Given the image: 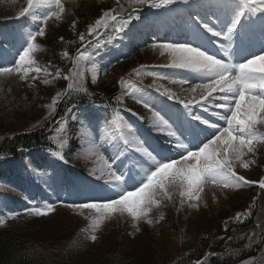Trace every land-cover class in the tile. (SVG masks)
I'll return each instance as SVG.
<instances>
[{
	"label": "snow or ice",
	"instance_id": "6c2138e0",
	"mask_svg": "<svg viewBox=\"0 0 264 264\" xmlns=\"http://www.w3.org/2000/svg\"><path fill=\"white\" fill-rule=\"evenodd\" d=\"M181 2L188 4L190 0H115L116 7L102 10L99 18L87 26L86 32L79 33L82 47L77 49L69 72L63 74L57 68L53 74L49 71L52 65L40 66L33 54L40 49L38 38L46 37L49 21L61 20L65 12L63 0H27V7L19 16L37 23L32 30L22 29L18 34L20 48L13 54L12 66L4 62L8 49L4 47L6 40L0 33V76L15 72L21 80H26L29 73L34 72L36 75L31 79L36 80L43 73L45 77H62L65 81H71L63 95H68L70 91L87 94L83 87L84 70L92 67V83H96L98 73L92 54L88 51L90 47L99 45L106 33H135L145 24L139 14L141 8L171 9ZM217 7L223 9L219 14L189 15L188 39L166 38L149 43L152 50H159L160 56L168 57V62L162 67L185 70L192 74L191 77L161 74L149 70L146 65L133 70L132 75L137 77L152 76L154 83L149 87H154L160 96L167 97L173 104L159 102L143 87L129 80L121 78L118 82L121 93L115 98L117 104L123 103V98L130 97L147 109L151 114V129L158 136H164V142L157 137L141 134L119 110L110 118L90 114L76 117L81 127L91 133L88 151L94 150V154L104 162L102 168L90 170L92 180L100 182L93 188L109 193L65 205L93 213L91 242L97 240L95 233L103 223L115 215L130 217L137 231L141 223L153 225L152 209L160 208L166 202L174 203L176 195L180 197L181 209L185 204L190 209H197L202 199L201 193L209 184L222 189L256 185L264 190V178L251 181L236 171L237 166L250 169L255 159L245 157H255L257 145L264 144V41L256 51L245 45V40L257 26L264 36V0H217ZM72 27H76V21L72 22ZM62 56L68 57L69 53L64 51ZM81 61L87 63L81 65ZM155 79L188 85L189 95L181 98L163 85L156 84ZM43 83L49 84L50 80L45 78ZM61 98V93L54 95L48 105L51 112H55V105ZM101 120L103 126L114 129L111 136L104 138V143L111 141V157L101 154L103 144L96 143L102 137ZM65 122L66 118L61 117L55 139L57 145L65 142L60 137L65 130ZM129 149L134 153L132 163H128ZM51 155L63 164L68 163L60 151H53ZM29 171L49 187L65 180L55 167L49 173L46 169L29 164ZM4 188L5 185L0 183V189ZM54 208L55 205L50 203L43 207L33 205L27 212L38 217L47 216ZM19 215L18 212H9L7 217L0 214V226H3L5 219H16ZM241 215L245 214H237L235 219L239 221ZM163 219L165 217L161 214L156 222ZM247 239L250 244L254 243L255 233ZM211 255L214 254H207L195 264H210L208 257Z\"/></svg>",
	"mask_w": 264,
	"mask_h": 264
},
{
	"label": "rangeland",
	"instance_id": "374dc122",
	"mask_svg": "<svg viewBox=\"0 0 264 264\" xmlns=\"http://www.w3.org/2000/svg\"><path fill=\"white\" fill-rule=\"evenodd\" d=\"M193 1L190 0L188 4L178 3L171 9L141 8L139 14L144 18L145 24L141 25L135 33L129 35L123 33L108 35L106 33L102 36L99 45L88 49L98 69L96 83H92L93 72L92 67L89 66L84 70L83 83L87 94L72 92L86 97L116 98L121 93L118 82L124 78L143 87L159 102L170 105L171 101L167 97L160 96L154 87H149L154 83L152 76L137 77L132 73L134 69L146 65L149 66V70L161 74H175L177 77L192 76L185 70L162 67L161 65L168 62V57L160 56L159 50H152L149 43L157 39L163 41L166 38L188 39L190 35L187 24L189 15L200 12V4H196L191 9ZM63 4L65 12L61 20L49 21L46 37L38 38L37 43L40 49L33 54L40 66L52 65L49 71L53 74L57 68L63 74H67L77 52L66 50L69 53L68 57L62 56L64 51L57 53L58 65L48 62L44 52L52 46V41H61V38L63 40L78 39L79 33L86 32L87 26L99 18L102 10L116 7L115 0H63ZM25 7H27V0H0V23L5 22L15 27L21 26V29L13 32L12 36L5 38L4 47L8 49V52L4 56V62L8 66H12L13 54L16 49L20 48L18 37L20 31L22 29L32 30L37 23L30 18L19 16ZM202 10L205 12L204 9ZM201 16L209 15L201 14ZM73 21H76L75 28L72 27ZM129 36L132 38L130 39ZM15 59H18V56H15ZM85 63L87 62L81 61V65ZM63 66H68V68L63 69ZM34 75H36L34 72H30L26 80H21L15 72L0 76V142L7 137L34 132L53 119L57 113L56 105L55 112H51L48 105L51 104L56 93L63 94L68 90L66 85L71 83L62 77L59 79L45 77L43 73L40 74L39 79L32 80L31 76ZM45 78L50 80L49 84L43 83ZM60 79L64 80L63 84H60ZM155 83L163 85L164 88L175 92L181 98L189 95L188 85H179L160 79H155ZM108 105L113 107L117 105V102ZM87 109L90 110L81 109L68 113L65 130L60 133V137L65 141L62 145L55 143L58 123L61 120H53L48 131V133L51 132L52 141L58 151L62 152L68 160L67 164L56 160L50 151L30 152L32 167L46 169L49 173L55 167L62 176L64 175V182L57 181L49 187L48 184L30 173L29 165L24 167L20 160L12 158L0 159V183L5 185L4 189H0V214L7 217L9 212H18L19 216H23L29 214L27 210L33 205L41 207L48 203L55 205L54 211L47 216L38 217L31 214L34 218L41 219L37 223L20 225L16 227V230L32 231L40 237L48 238L45 248H51L49 255H57L65 251L64 249H70L80 253L77 258L99 259L118 255L121 259V256L126 254L142 264H176L190 252L201 248L206 250L207 256L210 254V248L212 249L219 242L220 247L222 249L224 247L230 253L234 248H231L224 222L235 219L237 214H244L254 207L256 228L252 234L255 233V242L250 244L247 239L240 247L243 249L242 254H234L232 256L234 258L228 262L229 264H264V190L256 185L241 189H222L209 184L201 193L202 199L197 209H190L186 204L181 209L180 197L176 195L174 203L166 202L160 208L154 207L150 213L154 224L141 223L139 231L132 226L130 217L115 215L103 223L95 233L97 240L94 243L91 242L93 213L90 210L68 208L65 205L84 202L90 196L108 195L109 193L93 188V185L100 182L92 180L90 170L102 168L104 162L99 160L94 150L93 152L88 151L91 146V133L88 129L81 127L76 117L90 114L95 117L110 118L119 110L141 134L157 137L161 142H164L165 137L158 136L155 131L153 134L147 131L151 129V114L130 97L123 98L121 107L113 109L114 113L99 103H93ZM101 125L102 137L96 143L103 144L101 154L111 157L113 155L110 147L111 141L104 143V138L111 136L114 129L111 126H103V120H101ZM127 155L129 156L128 163L134 162L133 150L129 149ZM245 159H255V163L247 170L237 166L238 174L244 175L251 181L264 178V144L257 145L255 157L249 155ZM64 169L68 173L66 176ZM26 172L29 173L28 176ZM29 178H32L33 182ZM161 214L165 219L156 222ZM13 220L15 219H5L0 230Z\"/></svg>",
	"mask_w": 264,
	"mask_h": 264
},
{
	"label": "trees",
	"instance_id": "16d2710c",
	"mask_svg": "<svg viewBox=\"0 0 264 264\" xmlns=\"http://www.w3.org/2000/svg\"><path fill=\"white\" fill-rule=\"evenodd\" d=\"M74 40H53L52 46L45 49V54L49 60L54 64L57 63L56 54L61 51L70 50L71 52L79 49V43L74 45ZM75 46V47H72ZM61 84L64 83L60 79ZM66 92V91H65ZM64 93V92H63ZM106 104H113L116 102L115 98H110L107 96L105 98H95ZM90 100L84 95L70 93L68 95L62 94V99L57 103L56 111L57 113L53 117V120L63 117L68 109L72 106L83 104ZM99 101V102H100ZM45 123L40 129H37L34 132L26 134H18L12 137H7L4 141L0 142V157L1 156H10V157H20L24 155L25 152L31 149L40 150L45 147L53 148V145L48 138L47 132L51 126V123ZM254 216L247 219V221L238 226L233 225V223H228V233L231 235V248H234V251H239L237 255H241L243 249L240 248L243 244L241 241L247 236L250 230H254ZM33 223L29 220L28 217H21L13 221L6 228L2 230L0 234V264H142L137 259H133L128 255L124 254L121 256L116 255L113 257L107 256L109 258H99V259H86V258H77L76 250L64 249L61 253L57 255H49L48 252L51 248L46 249L48 238H43L38 236V234L32 231H18L16 227L20 225ZM37 223V222H34ZM57 251V250H55ZM204 250L201 248L199 250H194L185 256L182 261L176 264H194L198 259L204 258ZM219 252H222L224 258H229L234 255V253L226 252L224 249L219 248V244H216L211 249V255L209 260L210 264H223L220 259ZM58 253V251H57ZM227 253V254H226ZM226 254V255H225ZM233 259V258H232Z\"/></svg>",
	"mask_w": 264,
	"mask_h": 264
}]
</instances>
